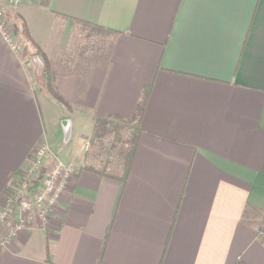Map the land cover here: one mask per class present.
I'll list each match as a JSON object with an SVG mask.
<instances>
[{"label":"crops","instance_id":"1","mask_svg":"<svg viewBox=\"0 0 264 264\" xmlns=\"http://www.w3.org/2000/svg\"><path fill=\"white\" fill-rule=\"evenodd\" d=\"M0 6L26 18L69 103L44 111L41 60L0 34V204L41 139L86 149L96 117L139 118L124 177L60 153L75 175L0 264H264V0ZM80 25L108 33L106 53L72 47Z\"/></svg>","mask_w":264,"mask_h":264},{"label":"rangeland","instance_id":"2","mask_svg":"<svg viewBox=\"0 0 264 264\" xmlns=\"http://www.w3.org/2000/svg\"><path fill=\"white\" fill-rule=\"evenodd\" d=\"M0 9L4 11L5 17L7 19V25H8V29H10L11 33H12V37H14V39L19 43H21V50L23 49H27L25 47V40H23L22 37L17 36L14 33V28H13V22H12V18L15 17V15L18 13V11H6L4 8H2L0 6ZM91 29L90 27H88L87 25H80L79 28L77 29V33H76V38H75V42L72 43V47H74L75 49H78L82 46L87 47L86 51H88V48H91V45L93 47H96V54L98 51L102 52V53H106V49L108 47V42L110 40V37L108 36V33H106V31L101 30H95ZM30 51V49H27ZM93 50V49H92ZM90 49V53L91 55L93 54V51ZM88 53V52H87ZM34 55V54H32ZM93 56V55H92ZM39 87V86H38ZM40 100L42 101L43 107H44V111L47 109V111L51 110V112L56 113L57 110L59 109L60 103L55 101V104L48 102V104H46V100H44V98H40ZM49 107H48V106ZM51 108V109H49ZM49 109V110H48ZM81 122V124L79 126L75 124H73V128L71 129L70 133L72 135L75 136L76 131L80 130L81 131H85V129L87 128V125ZM95 123V122H94ZM119 123V129H117L116 131L119 130V133L114 130H111L110 132H108L106 135L102 136V137H95L93 135L94 130L92 132L91 135H89V137L87 139H89V143L90 146L89 148L84 147V143L85 140L82 139V142L79 141L78 139L75 140L73 139V141H69L70 142V147L71 150H67L68 148L66 147L65 144H63L62 148L64 149V147L66 149H62L60 150V153H63L64 151L67 150V152L70 154V158L72 159L74 158V163L75 161H77L78 158H80L81 160H84L87 165H95V167L97 168H101L103 170H105L106 172L109 173H115V174H121L123 171V165H124V154L126 152V148L128 147L129 143L127 142V140L130 137V133L128 132V126L122 122H118ZM49 124V123H48ZM60 125L62 126L61 128L66 129V137L68 139V135H69V123L66 122V125L64 124V121L60 122ZM49 128V126H48ZM49 145L51 148V151L54 153L55 157H59L60 160H62L65 163H70L75 167L76 170V165L74 163H72L71 161H67V158H65V156L63 154H60L59 152H56L51 144L44 139H41L39 141V143L33 148V150L31 151V154L29 156V161L31 159V156L33 155L34 151L36 148L44 146V145ZM52 155H49L48 159L44 162L46 164L47 163H52ZM42 174H40V176H42L44 173H46L45 169L42 170L41 172ZM17 181V179L15 180V182ZM38 181V180H37ZM15 182L11 183L8 187V189H11L13 187V185L15 184ZM8 189L6 191H8ZM4 192L2 200H1V204H0V208L4 205V197L7 194V192ZM17 215L13 214V216L11 217V219L6 222L5 224H0V239H3V235L5 234L6 231L9 230V228L12 227L13 220L14 221H19L20 222L23 220V224L24 226L23 228H27L33 221V219L35 218L37 221H39V223H44V225L47 223V221L45 220H39L37 218L38 216V210L37 207H33L29 210H17L16 211ZM45 221V222H44ZM22 224V223H21ZM264 224V223H263Z\"/></svg>","mask_w":264,"mask_h":264},{"label":"built area","instance_id":"3","mask_svg":"<svg viewBox=\"0 0 264 264\" xmlns=\"http://www.w3.org/2000/svg\"><path fill=\"white\" fill-rule=\"evenodd\" d=\"M9 1L17 4L20 0ZM0 34L15 52L21 50V43H18L11 36L12 33L8 29L7 19L1 9ZM49 155H52L53 162H46L45 164L44 162ZM43 169L46 173L40 176ZM75 173V167L70 163L63 162L59 157H55L48 144L36 148L29 161L26 173L17 177L13 187L6 191L4 205L0 208V224L3 225L8 222L13 214L17 215V210H29L33 207H37V218L39 220L48 221L52 209L58 204L69 179ZM13 223L12 227L3 235V239H0V246H10L18 231L24 226L23 220L21 222L20 220H13ZM259 235L264 240V224L259 229Z\"/></svg>","mask_w":264,"mask_h":264},{"label":"trees","instance_id":"4","mask_svg":"<svg viewBox=\"0 0 264 264\" xmlns=\"http://www.w3.org/2000/svg\"><path fill=\"white\" fill-rule=\"evenodd\" d=\"M14 33L17 36H20L25 40V47L31 50V53L37 55L41 60L42 65V80L39 82V88L42 91L48 93L56 102L63 103L69 106L67 100L62 96V94L58 90L57 80L55 71L53 68V63L48 55L43 51L41 46L33 37L29 24L26 18L21 14L17 13L15 17L12 18ZM145 96V95H144ZM145 97H143L144 99ZM142 103V102H141ZM140 111V110H139ZM139 118L138 115L133 119H124L119 116H108V117H96L94 123V133L95 137H102L106 135L111 130L116 131L119 129V123L122 122L128 126V132L130 133V137L127 140L129 143L126 148V152L124 154V165L123 171L121 173L122 177L126 176L128 173L130 163L132 160V156L135 152L137 140H138V131H139ZM119 133V130L116 133ZM95 168V167H94ZM96 169V168H95ZM98 171H102L97 168Z\"/></svg>","mask_w":264,"mask_h":264}]
</instances>
